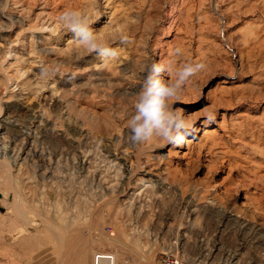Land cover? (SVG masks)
<instances>
[{
	"label": "rangeland",
	"instance_id": "1",
	"mask_svg": "<svg viewBox=\"0 0 264 264\" xmlns=\"http://www.w3.org/2000/svg\"><path fill=\"white\" fill-rule=\"evenodd\" d=\"M67 9L118 57L85 54ZM153 62L206 65L174 104L200 129L179 146L131 140ZM0 145V241L58 262L264 264V0H0Z\"/></svg>",
	"mask_w": 264,
	"mask_h": 264
},
{
	"label": "clouds",
	"instance_id": "2",
	"mask_svg": "<svg viewBox=\"0 0 264 264\" xmlns=\"http://www.w3.org/2000/svg\"><path fill=\"white\" fill-rule=\"evenodd\" d=\"M98 19V17H97ZM62 31L73 33V39L85 54H97L102 59L115 60L119 53L111 48L103 37L98 35L91 25L96 22L83 11L67 9L59 17ZM57 35L59 33H56ZM182 50L176 47L174 56H181ZM203 62H186L173 69L171 63H151L145 65L142 88L134 102V112L128 118L127 127L131 132V140L137 145H150L159 141V146L167 144L181 145L185 133L189 132L196 121L185 115L182 109L174 107L184 92L185 87L205 71ZM45 75H56V67L42 68ZM175 72V78L165 81V73ZM207 122L215 120L214 112H207Z\"/></svg>",
	"mask_w": 264,
	"mask_h": 264
},
{
	"label": "crops",
	"instance_id": "3",
	"mask_svg": "<svg viewBox=\"0 0 264 264\" xmlns=\"http://www.w3.org/2000/svg\"><path fill=\"white\" fill-rule=\"evenodd\" d=\"M53 255V249L40 241H0V264H90L89 254L83 250L65 252L60 262Z\"/></svg>",
	"mask_w": 264,
	"mask_h": 264
},
{
	"label": "built area",
	"instance_id": "4",
	"mask_svg": "<svg viewBox=\"0 0 264 264\" xmlns=\"http://www.w3.org/2000/svg\"><path fill=\"white\" fill-rule=\"evenodd\" d=\"M115 257L109 251H95L92 257V264H114ZM165 264H177L172 258L165 259Z\"/></svg>",
	"mask_w": 264,
	"mask_h": 264
},
{
	"label": "bare ground",
	"instance_id": "5",
	"mask_svg": "<svg viewBox=\"0 0 264 264\" xmlns=\"http://www.w3.org/2000/svg\"><path fill=\"white\" fill-rule=\"evenodd\" d=\"M16 56V53L14 52V50L13 49H10V50H8V57H15ZM203 124V123H202ZM200 129H199V126L198 125H196V123H195V125H194V127L189 131V132H187V133H185V136L186 135H188V134H194V133H196V132H198ZM214 128L213 129H210V128H208V127H205L203 130H202V134H205V137H207V135H209V134H211V133H213L214 131ZM214 134V133H213ZM204 137V138H205ZM208 139V138H207ZM211 139V138H210ZM188 144V143H187ZM1 146V145H0ZM167 147V146H172V144L170 145V144H167V145H164V146H162V147ZM161 147V148H162ZM0 148H3V146L2 147H0ZM152 148V147H151ZM158 148V147H157ZM155 155H156V153H155ZM158 159V158H157ZM152 168V167H151ZM127 170V169H126ZM127 172H129L130 173V171L129 170H127ZM146 172H148V171H146ZM148 174V173H147ZM130 176H132V171H131V173L130 174H128V178H130ZM158 176V175H157ZM151 181V180H150ZM14 197V196H13ZM12 226V225H11ZM10 226V227H11ZM4 228V227H3ZM7 230V229H6Z\"/></svg>",
	"mask_w": 264,
	"mask_h": 264
}]
</instances>
